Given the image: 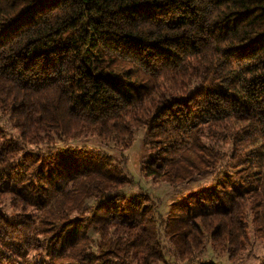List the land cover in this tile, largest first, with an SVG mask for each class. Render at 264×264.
Masks as SVG:
<instances>
[{"label":"trees","instance_id":"1","mask_svg":"<svg viewBox=\"0 0 264 264\" xmlns=\"http://www.w3.org/2000/svg\"><path fill=\"white\" fill-rule=\"evenodd\" d=\"M0 111L18 131L0 126V264H159L163 234L189 264L237 259L251 227L264 244V0H0ZM141 129L145 175L212 172L166 218L112 153L58 145Z\"/></svg>","mask_w":264,"mask_h":264},{"label":"rangeland","instance_id":"2","mask_svg":"<svg viewBox=\"0 0 264 264\" xmlns=\"http://www.w3.org/2000/svg\"><path fill=\"white\" fill-rule=\"evenodd\" d=\"M0 126L3 127L7 132V138L18 135L17 129H15L9 120L8 114L0 111ZM145 130H140L136 133L135 139L132 144L127 148H120L113 145V143L105 144L98 141L96 137H84L79 140L72 141H58V145H84L95 149H105L112 153L122 164L125 163L129 176H131L134 182L128 185L127 191L137 193L141 192L149 198V202L154 204L157 211V218H166L171 204L181 199L186 191L196 190L204 184H208L212 179V172L208 171L200 174L193 180L170 183L162 179H154L150 176L145 175L141 171L142 161L150 155L148 145L145 141ZM208 144H211L206 140ZM0 210L7 212L11 215L12 210L9 206V200L3 199L0 201ZM251 245L248 250L244 253L243 257L237 259H231L224 253H218L211 249L207 245L206 249L198 253L199 260L203 262H210L213 264H261L264 259V244L257 234H254L253 227H251ZM163 231V230H161ZM91 235L97 237V233L91 231ZM162 239L166 244L170 246L168 254V260L159 264H189L188 261L180 260L175 248L169 243L168 238L163 234ZM196 260L192 264H197ZM191 264V263H190Z\"/></svg>","mask_w":264,"mask_h":264}]
</instances>
